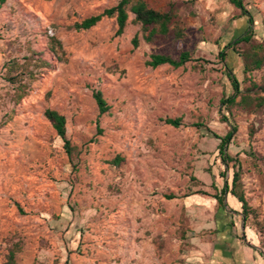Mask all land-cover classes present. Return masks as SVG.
Returning <instances> with one entry per match:
<instances>
[{
    "label": "rangeland",
    "instance_id": "obj_1",
    "mask_svg": "<svg viewBox=\"0 0 264 264\" xmlns=\"http://www.w3.org/2000/svg\"><path fill=\"white\" fill-rule=\"evenodd\" d=\"M117 1L1 4L0 264L9 249L16 264H264V100L221 104L233 93L227 69L243 93L264 97L252 85L264 82V0H243L252 35L225 61L219 47L248 26L229 0H144L157 10L174 4L179 38L171 29L145 40L131 12L119 36L115 18L73 27ZM181 51L194 60L145 65L151 53ZM95 90L109 107L101 115ZM48 107L66 117L71 157ZM229 120L225 165L214 134L225 135ZM237 163L245 224L236 197L227 193L224 209L213 197L231 186Z\"/></svg>",
    "mask_w": 264,
    "mask_h": 264
},
{
    "label": "trees",
    "instance_id": "obj_2",
    "mask_svg": "<svg viewBox=\"0 0 264 264\" xmlns=\"http://www.w3.org/2000/svg\"><path fill=\"white\" fill-rule=\"evenodd\" d=\"M4 1L5 0H0V7ZM229 2L240 9V17L245 15L247 16L248 26L237 38L228 41L226 44L219 47L218 56L221 58V61L226 60L229 49L235 52L236 48L234 45L241 41H248L252 35L251 24L253 22V18L250 15L249 11L245 8L243 0H229ZM129 12L134 15L132 21L134 23L140 24L143 32H147V34L144 35V39L147 41L152 40L155 34L167 35L171 31V29H173L175 38H179L182 36V29L179 27V15L177 14V11L172 2L168 3L166 9L157 10L152 7H149L144 0H118L116 4L104 8L101 12L87 16L79 22H75L73 27L77 30H86L94 26L104 17L115 18V35L119 36L124 31L128 20ZM131 43L133 47H136L138 45L137 35H134L132 37ZM193 60L194 59H192L189 51H181L176 57L170 56L168 54L151 53L145 60V65L155 68L157 66L167 64L171 67L177 68ZM260 65V61H256L255 66L260 67ZM226 75L233 89V93L224 97L221 100L222 105L232 106L234 104H237L235 99L238 95H240V100L238 103L242 105H249V103L253 99L257 104H261L260 102L264 100V97H252L248 92L243 93V90L240 87V81L231 69H227ZM252 85L261 92H264V82L260 85H257L255 82H252ZM23 95L24 93L22 91H19L15 100H20ZM93 98L98 107V114L101 115L105 113L109 107L99 90L93 91ZM44 116L49 120L57 136L61 139L62 147L65 153L69 157H71L75 147L71 144L70 139L66 135L65 115L60 113L56 109L48 107L44 110ZM224 119L228 120L227 117H224ZM164 122L174 127H178L181 124V118L166 117L164 119ZM228 124L230 126V129L225 135L220 136L214 134L215 137L219 139V144L217 148L218 154L223 164L225 165L229 160H232V157L227 152V147L233 132L236 130V124L233 123V121L229 120ZM100 132L101 130L97 128V133ZM222 176H224L223 173ZM240 178L241 177L238 165L237 169L233 173L231 186H229L227 182H225L223 187L218 190V192H216L213 197L216 199L219 205L223 207V209L225 206L224 197L227 193H231V195L236 197L237 200L241 203L242 215L244 217L245 224L249 218L248 216L251 212V208L244 197V193L236 188L238 186V183L240 182ZM173 196L174 195H168L167 197L171 198ZM3 264H16L15 251L13 249H9L6 260L3 262Z\"/></svg>",
    "mask_w": 264,
    "mask_h": 264
}]
</instances>
